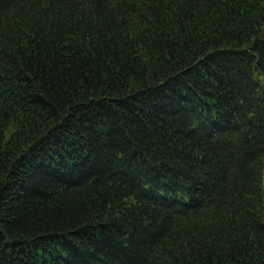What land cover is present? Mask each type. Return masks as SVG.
Returning a JSON list of instances; mask_svg holds the SVG:
<instances>
[{"label":"trees","instance_id":"1","mask_svg":"<svg viewBox=\"0 0 264 264\" xmlns=\"http://www.w3.org/2000/svg\"><path fill=\"white\" fill-rule=\"evenodd\" d=\"M0 264H264V0H0Z\"/></svg>","mask_w":264,"mask_h":264}]
</instances>
